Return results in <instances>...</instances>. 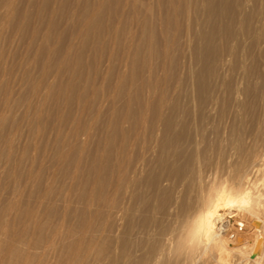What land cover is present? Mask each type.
I'll return each mask as SVG.
<instances>
[{
  "label": "rangeland",
  "instance_id": "rangeland-1",
  "mask_svg": "<svg viewBox=\"0 0 264 264\" xmlns=\"http://www.w3.org/2000/svg\"><path fill=\"white\" fill-rule=\"evenodd\" d=\"M130 2H104L97 22L87 27L86 17L97 9L94 0H0V258L5 264H116L117 256L127 255L134 242L144 239L140 222L145 193L151 197L147 215L155 220L154 232L173 222L174 216L160 206L180 200L185 192L192 196L199 176L191 180L188 171L184 181L175 185L170 179L166 190L158 193L141 183L138 194L135 191L138 199L131 182L134 160L149 166L158 163L168 118L176 137L167 145L170 156L178 151L181 160L190 159L204 177L213 170L222 174L240 149L261 144L264 0H227L223 10L212 15L208 0H176L174 9L168 0H138L139 8L147 2L153 8L147 13L153 24L144 35ZM134 127L143 137L135 150ZM135 205L139 211H134ZM252 233L253 229L246 232L244 247L252 242ZM259 236L264 244V229ZM21 245L29 255L14 248Z\"/></svg>",
  "mask_w": 264,
  "mask_h": 264
},
{
  "label": "bare ground",
  "instance_id": "bare-ground-1",
  "mask_svg": "<svg viewBox=\"0 0 264 264\" xmlns=\"http://www.w3.org/2000/svg\"><path fill=\"white\" fill-rule=\"evenodd\" d=\"M89 1V0H88ZM98 5L97 9L94 10L93 16L86 17L85 19V25L87 27L92 26L97 22L96 16L99 15L101 8H103V4L106 1L110 0H94ZM131 1V11H133L137 17V19L141 22V26L143 27V31L141 32V35H144L145 29L147 26L152 27L153 20L151 17H148L147 13H151L153 10L152 5H150L148 2L145 3L141 8L137 6L138 0H129ZM176 0H168L169 7L171 6L174 9V2ZM227 0H208L207 5V11L210 15L213 13H218L223 10V7L225 5V2ZM141 2V1H140ZM152 2V0H151ZM242 2V1H241ZM88 5V3H86ZM85 5V6H86ZM206 5V4H205ZM238 6V5H237ZM259 6V5H258ZM262 6V5H261ZM77 7V6H76ZM243 7V6H242ZM79 8V7H77ZM157 8V7H156ZM160 8V7H159ZM166 8V7H165ZM252 8V7H251ZM129 9V8H128ZM206 9V8H204ZM240 9V8H239ZM62 10V9H61ZM199 10V9H198ZM202 10V9H201ZM262 10V9H260ZM83 11V10H82ZM88 11V10H87ZM193 11V10H192ZM26 12V11H25ZM86 12V11H84ZM121 12V11H120ZM123 12V11H122ZM242 12V11H241ZM246 12V11H245ZM253 12V11H252ZM252 12L250 14H252ZM149 13V14H150ZM83 14V13H82ZM120 14V13H119ZM171 15V14H170ZM79 16V15H78ZM77 16V17H78ZM126 16V15H125ZM156 16V15H155ZM154 16V17H155ZM190 16V15H189ZM252 16V15H251ZM258 16V15H257ZM45 17V16H44ZM157 17V16H156ZM164 17V16H163ZM232 17V16H231ZM81 18V17H80ZM190 18V17H189ZM258 18V17H257ZM84 18H81V20ZM162 19V18H160ZM156 20V18H155ZM243 20V19H242ZM251 20V19H250ZM252 21V20H251ZM123 22V21H122ZM158 22V20H157ZM164 22V20H163ZM238 22V20H237ZM242 22V21H241ZM263 22V21H262ZM84 23V22H83ZM138 23V21L136 22ZM188 23V22H187ZM207 23V22H206ZM213 23V21H212ZM81 24V23H80ZM162 24V23H161ZM244 25V24H243ZM204 26V25H203ZM236 26V25H235ZM83 27V26H82ZM96 27V26H95ZM109 27V26H108ZM214 27L217 28V25L215 23ZM249 27V26H248ZM65 28V27H64ZM92 28V27H91ZM243 28V27H242ZM99 29V28H98ZM117 32H118V28ZM64 30V29H63ZM89 30V28H88ZM87 30V31H88ZM95 30V29H93ZM162 30V29H161ZM256 30V29H255ZM86 31V32H87ZM111 31L114 32V29ZM122 31V30H121ZM154 31V30H153ZM258 31V30H257ZM207 32V31H206ZM88 33V32H87ZM86 33V34H87ZM222 33V32H221ZM256 33V32H255ZM94 34V33H93ZM99 34V33H98ZM103 34V33H102ZM108 34V33H107ZM139 34V33H138ZM212 34V33H210ZM253 34V33H252ZM117 35V34H115ZM135 35V34H134ZM202 35V34H201ZM217 35V34H215ZM257 36V34H255ZM35 36V35H34ZM220 36V35H219ZM230 36V35H229ZM131 38V35L129 36ZM144 37V36H143ZM167 37V36H166ZM178 37V36H177ZM211 38V36H210ZM214 38V36H213ZM212 38V39H213ZM228 38V37H227ZM262 38V37H261ZM120 39V37H119ZM128 39V38H127ZM126 39V40H127ZM133 39V38H132ZM144 39V38H143ZM258 39V38H257ZM140 40V39H139ZM181 40V39H180ZM261 40V39H260ZM125 41V40H124ZM134 43L136 40H132ZM185 41V40H184ZM127 42V41H126ZM125 42V43H126ZM143 42V41H142ZM148 42V41H147ZM180 42V41H179ZM46 43V42H45ZM106 43V42H105ZM175 43V42H174ZM128 44V43H126ZM212 44V43H211ZM130 45V44H129ZM140 46V45H139ZM126 47V45H125ZM131 48V46H129ZM178 47V46H177ZM127 48V47H126ZM129 48V49H130ZM148 48V47H147ZM256 48V47H255ZM55 49V48H54ZM228 49V48H227ZM137 50V49H136ZM249 50V49H248ZM225 51V50H224ZM127 52V50H126ZM236 52V51H235ZM244 52V50H243ZM242 52V53H243ZM125 53V52H124ZM129 53V52H128ZM149 53V52H148ZM249 53V52H248ZM137 54V53H136ZM253 54V53H252ZM127 55V54H126ZM238 55V54H237ZM258 55V54H257ZM129 57V54L127 55ZM138 56V54H137ZM240 56V55H238ZM218 57V56H217ZM244 57V56H243ZM241 58V56H240ZM231 59V58H230ZM235 59V58H234ZM244 59V58H243ZM253 59V58H252ZM135 60V59H134ZM175 60V59H174ZM137 61V60H136ZM229 61V60H228ZM115 62V61H114ZM22 63V62H21ZM116 63V62H115ZM134 64V63H133ZM22 66V65H21ZM100 66V65H99ZM114 64L112 65V67ZM180 66V65H179ZM218 66V65H216ZM220 66V65H219ZM218 66V67H219ZM23 67V66H22ZM124 67V64H123ZM214 67V66H213ZM217 67V68H218ZM144 68V66L142 67ZM113 69V68H112ZM122 69V68H121ZM209 70V69H208ZM217 70V69H216ZM146 71V69H145ZM218 71V70H217ZM254 71V70H253ZM98 72V71H97ZM152 72V71H151ZM232 72V71H231ZM149 73V72H148ZM179 73V72H178ZM209 73V72H207ZM224 73V72H223ZM233 73V72H232ZM109 74V73H108ZM122 74V73H120ZM146 74V73H145ZM144 75V74H143ZM125 76V75H124ZM135 76V75H134ZM165 76V75H164ZM167 76V75H166ZM173 76V75H172ZM253 76V75H252ZM21 77V76H20ZM126 77V76H125ZM137 77V76H136ZM144 77V76H143ZM209 77V76H208ZM90 78V77H89ZM121 78V77H120ZM123 78V77H122ZM135 78V77H134ZM153 78V77H152ZM204 78V77H203ZM114 79V78H113ZM138 80V79H136ZM146 81V79H144ZM242 80V79H241ZM78 81V80H77ZM120 81V80H118ZM135 81V79H134ZM203 81V80H202ZM124 82V81H123ZM133 82V80H132ZM70 83V82H69ZM68 83V84H69ZM121 83V82H120ZM166 83V82H165ZM121 84V85H125ZM146 84V83H145ZM144 84V85H145ZM202 84V83H201ZM28 85V84H27ZM76 85V84H75ZM117 85V84H116ZM132 85V83H131ZM179 85V84H178ZM204 85V84H203ZM250 85V84H248ZM165 86V85H164ZM169 86V85H168ZM114 87V86H113ZM126 88V85L124 86ZM163 87V86H162ZM214 87V86H213ZM250 87V86H249ZM71 89V88H70ZM103 89V88H102ZM119 89V88H118ZM156 89V88H155ZM172 89V88H171ZM179 89V88H178ZM118 91V90H117ZM162 91V90H161ZM168 91V90H167ZM166 91V92H167ZM172 91V90H171ZM176 91V89H175ZM224 91V90H223ZM238 91V90H237ZM109 92V91H108ZM122 92V90H121ZM135 92V91H134ZM179 92V91H178ZM189 92V91H188ZM244 92V91H243ZM248 92V91H246ZM120 93V92H117ZM169 93V92H167ZM186 93V92H185ZM224 93V92H223ZM189 94V93H188ZM168 95V94H166ZM171 95V93H170ZM192 95V94H191ZM190 95V96H191ZM246 95V94H245ZM249 94H247L248 96ZM139 96V95H138ZM159 96V95H158ZM121 98V97H120ZM129 98V97H128ZM150 98V97H149ZM169 98V97H167ZM131 99V98H130ZM133 99V98H132ZM152 99V98H151ZM102 100V99H101ZM106 100V99H105ZM120 100V99H119ZM168 100V99H167ZM262 100V99H261ZM147 101V100H146ZM238 101V100H237ZM254 101V99H253ZM100 102V101H99ZM98 102V103H99ZM250 102V100H249ZM248 102V103H249ZM115 103H117V100H115ZM138 103V101H137ZM254 103V102H252ZM93 104V103H92ZM104 104V103H103ZM102 104V105H103ZM128 104V103H127ZM130 104V103H129ZM139 104V103H138ZM183 104V103H182ZM142 105V104H139ZM148 105V104H147ZM239 105V104H238ZM242 105V104H241ZM249 105V104H248ZM115 106V105H114ZM244 106V105H243ZM256 106V105H254ZM117 107V106H116ZM135 107V106H134ZM215 107V106H214ZM232 107V106H231ZM230 107V108H231ZM239 107V106H238ZM247 107V104L246 106ZM264 107V106H263ZM139 108V107H138ZM141 108V106H140ZM156 108V107H155ZM212 108V106H211ZM248 108V107H247ZM246 108V109H247ZM250 108V107H249ZM115 109V108H114ZM113 109V110H114ZM121 109H123L121 107ZM129 109V108H128ZM245 109V108H244ZM253 109V108H252ZM256 109V107H255ZM254 109V110H255ZM112 110V112H113ZM156 110V109H155ZM172 110V109H171ZM178 110V109H177ZM240 111L242 109H239ZM251 110V108H250ZM117 111V110H116ZM141 111V110H140ZM244 111V110H243ZM164 112V111H163ZM229 112V111H228ZM262 113V111H261ZM128 114V113H127ZM146 114V113H145ZM164 114V113H163ZM170 114V113H169ZM194 114V113H193ZM208 114V113H207ZM224 114V113H223ZM263 115V114H262ZM128 116V115H126ZM133 116V115H132ZM160 116V115H159ZM179 116V115H178ZM220 116V115H219ZM218 116V117H219ZM223 116V115H222ZM252 116V115H251ZM91 117V116H89ZM194 117V116H193ZM224 117V116H223ZM241 117V116H240ZM257 117V116H256ZM129 118V117H128ZM127 118V120H128ZM212 118V117H211ZM264 118V116H263ZM262 118V119H263ZM151 119V118H150ZM167 119V118H166ZM204 118H202L203 120ZM240 119V118H239ZM252 118H250L251 120ZM257 119V118H255ZM261 119V117H260ZM126 120V119H125ZM142 120V119H141ZM226 120V119H225ZM244 122V119H242ZM111 121V120H110ZM144 121V120H143ZM157 121V120H155ZM184 121V120H183ZM239 121V120H238ZM116 122V121H115ZM114 122V123H115ZM185 122V121H184ZM183 122V123H184ZM210 122V121H209ZM252 122V121H251ZM256 122V121H255ZM119 123V122H118ZM141 123V122H140ZM202 123V122H201ZM242 123V122H241ZM260 123V122H259ZM123 124V123H122ZM173 123L171 122V118L167 119L166 126L163 130V136L161 139V155L158 158V163L154 166H149L148 163L145 165L142 162V160H134L133 167V178H132V193L135 194V199H138V195H136L137 190H139V186L144 184L146 187L154 188L157 193L160 191L166 190L165 185L167 182L170 181V179L174 180V184L182 182V180L186 177V174L188 171L192 172V174L188 175L192 177L191 180H193V176L197 175L199 176L200 182L198 185H196V188H194L196 191L192 196L186 195V192L184 195L182 194L180 200H175L173 202L168 203L165 201L163 203V206L161 205L162 202L165 200H161V204H159L160 207L163 209H167L168 215L174 216V221L171 223H168V225L162 226L159 225V230L155 233L154 228V222L155 220L152 218H149L147 213L151 209V197L148 196V193L143 194V198L145 201L143 206V218L140 222L141 227L143 228V235L144 237L143 241L140 243L131 244V251H127V255L120 254L117 258L116 264H264V244L263 241L260 240V232L262 229H264V131L262 135L260 136L261 144L252 145L251 147L242 148L240 149V152H238V156L232 163H230L226 169V171L222 172V174H218V171L213 170V174H208L205 177L200 174L202 171L198 167L197 169L194 168L193 165H190V159H186L183 161L181 160V154L177 151L172 156H170L169 150L167 148V145H171L175 142L176 137L173 132ZM209 124V123H208ZM231 124V122H230ZM239 124V123H238ZM257 124V122H256ZM244 125V124H243ZM35 126V125H34ZM183 126V125H182ZM226 126V125H225ZM141 127V126H139ZM147 127V126H146ZM190 127V126H189ZM237 127V126H236ZM260 128V126H257ZM264 127V126H263ZM155 128V127H154ZM226 128V127H225ZM250 128V127H249ZM126 129V128H125ZM153 129V128H152ZM179 129V128H178ZM177 129V130H178ZM227 129V128H226ZM243 129V128H242ZM113 130V129H112ZM118 130V129H117ZM116 130V131H117ZM121 130V129H120ZM127 130V129H126ZM132 148L133 150L136 149L139 143V137L140 136V130H138V127H134L132 129ZM155 130V129H154ZM162 130V129H161ZM176 130V131H177ZM264 130V129H263ZM114 131V130H113ZM156 131V130H155ZM188 131V130H187ZM243 131V130H242ZM245 131V128H244ZM249 131V130H248ZM256 131H259L258 129ZM62 132V131H61ZM86 132V131H85ZM122 132V131H121ZM131 132L129 134H131ZM152 132V130H151ZM160 132V130H159ZM162 132V131H161ZM84 133V132H83ZM87 133V132H86ZM115 133V132H113ZM144 133V132H142ZM155 133V132H154ZM195 133V132H194ZM248 133V132H246ZM250 133V132H249ZM121 134V133H120ZM127 134V133H126ZM125 134V135H126ZM158 134V133H157ZM237 134V132H236ZM258 134V132H257ZM78 135V134H77ZM101 135V134H100ZM152 136V134L150 133ZM218 135V134H217ZM235 135V134H234ZM83 136V135H82ZM130 136V135H129ZM150 136V138H151ZM178 136V135H177ZM253 137V135H251ZM91 137V136H90ZM89 137V138H90ZM125 137V136H124ZM123 137V138H124ZM153 137V136H152ZM156 136L155 138H157ZM224 137V136H223ZM244 137V136H243ZM249 137V136H248ZM101 138V137H100ZM131 138V139H132ZM147 138V136H146ZM159 138V137H158ZM228 138V137H227ZM236 138V137H235ZM256 138V137H254ZM253 138V139H254ZM99 139V138H98ZM109 141H112V137L108 138ZM152 139V138H151ZM222 139V138H220ZM219 139V140H220ZM81 140V139H80ZM89 140V139H88ZM100 140V139H99ZM115 141V139H113ZM143 140V137H142ZM141 140V141H142ZM159 140V139H157ZM212 140V139H211ZM126 141V140H125ZM145 141V139H144ZM251 141V138H250ZM255 141V140H253ZM98 141L97 143H99ZM223 142V141H222ZM226 142V141H225ZM232 142V141H231ZM239 142V141H238ZM256 142V141H255ZM258 142V143H259ZM185 143V142H184ZM247 143V142H246ZM252 143V142H250ZM30 144V143H29ZM80 144V143H79ZM112 144V143H111ZM115 144V143H114ZM147 144V143H146ZM144 143V145H146ZM222 144V143H221ZM232 144V143H231ZM109 145V144H108ZM113 145V144H112ZM124 145V144H123ZM141 145V146H144ZM175 145V144H174ZM250 145V144H249ZM101 146V145H100ZM120 146V145H119ZM232 146V145H231ZM236 146V145H235ZM238 147L240 145H237ZM27 147V146H26ZM106 147V145H104ZM130 147V146H129ZM151 147V146H149ZM176 147V146H175ZM212 147V146H211ZM225 147V146H223ZM241 147V146H240ZM108 148V147H107ZM113 148V147H112ZM110 147V149H112ZM125 148V147H124ZM122 148L121 150L123 151ZM144 148V147H143ZM208 148V147H207ZM221 148V145H220ZM103 149V148H102ZM105 149V148H104ZM103 149V150H104ZM127 149V148H126ZM145 149V148H144ZM143 149V150H144ZM223 149V148H222ZM221 149V150H222ZM237 149V148H234ZM120 150V151H121ZM158 150V149H156ZM105 151V150H104ZM119 151V152H120ZM138 151V150H137ZM141 151V150H139ZM173 151V150H172ZM171 151V152H172ZM103 152V151H102ZM127 152V151H126ZM156 152V151H155ZM129 153V152H128ZM135 153V152H134ZM139 153V152H138ZM143 153V152H142ZM116 154V153H115ZM130 154V153H129ZM211 154V153H210ZM229 154V153H228ZM104 156V155H102ZM126 156V155H125ZM130 156V155H129ZM152 158L153 155L151 154ZM219 156V155H218ZM155 157V156H154ZM172 157V158H171ZM193 157V156H192ZM220 157V156H219ZM228 157V156H227ZM234 157V156H233ZM119 158V157H118ZM122 158V156H121ZM87 159V158H86ZM103 159V157H102ZM154 159V158H153ZM223 159V158H222ZM117 160V159H116ZM127 160V159H126ZM150 160V159H149ZM147 159V161H149ZM194 160V159H193ZM111 161V160H110ZM90 162V161H89ZM96 162V161H95ZM107 162V161H106ZM124 162V161H123ZM131 162V161H130ZM145 162V161H144ZM219 162V161H218ZM54 163V162H53ZM98 163V162H97ZM116 164V162H114ZM132 164V163H130ZM151 164V163H150ZM211 164V163H210ZM92 165V164H91ZM106 165V164H103ZM102 165V166H103ZM114 165V164H113ZM117 165L123 166V164H120V160H118ZM126 165V164H125ZM98 166V165H97ZM121 166V167H122ZM128 166V165H126ZM58 167V166H57ZM212 167V166H211ZM218 167V166H217ZM226 167V165H225ZM96 170V167H94ZM108 168V167H107ZM106 168V169H107ZM111 168V166H110ZM120 168V167H119ZM93 169V168H92ZM103 169V168H102ZM105 169V168H104ZM115 169V168H112ZM190 169V170H189ZM53 170V169H52ZM94 170V171H95ZM122 170V169H119ZM5 171V170H4ZM110 171V170H109ZM108 171V172H109ZM117 171V170H116ZM123 171V170H122ZM220 171V170H219ZM89 173V172H88ZM102 173V171H101ZM110 173V172H109ZM107 173V174H109ZM124 173V172H123ZM126 173V171H125ZM128 173V171H127ZM129 173V174H132ZM78 174V173H77ZM90 174V173H89ZM105 174V173H104ZM122 174V173H121ZM141 174H143L144 177H141ZM114 175V174H113ZM117 175V174H116ZM124 175V174H123ZM126 175V174H125ZM128 175V174H127ZM88 176V175H87ZM100 176V174H99ZM106 177V176H105ZM120 179V175L118 176ZM126 177V176H125ZM128 177V176H127ZM97 178V177H96ZM110 179V177H107ZM113 178V177H112ZM129 179L131 177H128ZM126 179V178H125ZM124 179V180H125ZM198 179L197 177L195 180ZM88 180V179H87ZM118 180V179H117ZM121 180V179H120ZM123 180V179H122ZM128 180V179H127ZM115 181V180H114ZM184 181V180H183ZM88 182V181H87ZM85 181V183H87ZM105 180V184H106ZM125 182V181H124ZM127 182V181H126ZM193 182V181H192ZM75 183V182H74ZM100 183V182H99ZM121 183V182H120ZM194 183V182H193ZM191 183V184H193ZM26 184V183H25ZM47 184V183H46ZM97 184V183H96ZM119 184V183H118ZM121 183L120 185H122ZM130 184V183H129ZM165 184V185H164ZM98 185V184H97ZM110 185V184H109ZM125 185V184H124ZM173 186V184H171ZM120 186V187H121ZM193 186V185H192ZM91 187V186H90ZM117 187H119L117 185ZM142 187V186H141ZM191 187V186H188ZM115 188V187H114ZM144 188V187H143ZM173 189V188H172ZM183 189V188H182ZM193 188H191L192 191ZM119 190V189H116ZM176 190V189H175ZM179 190V189H178ZM177 190V191H178ZM190 190V189H189ZM130 191V190H128ZM170 191V190H169ZM82 192V191H81ZM103 192V191H102ZM145 192V191H144ZM61 193V192H60ZM191 193V192H190ZM133 194V195H134ZM138 194V191H137ZM151 194V193H150ZM168 194V193H167ZM175 194V192H174ZM113 195V194H112ZM122 195V194H121ZM158 195V194H157ZM131 196V195H130ZM169 196V195H168ZM167 196V197H168ZM176 196V195H175ZM104 197V196H103ZM154 197V196H153ZM172 197V196H171ZM134 198V197H133ZM162 198V197H160ZM120 199V198H119ZM131 199V198H130ZM154 199V198H153ZM129 200V199H128ZM158 200V199H157ZM160 200V199H159ZM167 200V199H166ZM10 201V200H9ZM105 201V200H104ZM107 201V200H106ZM134 202L136 200H133ZM142 201V200H141ZM44 202V201H43ZM160 202V201H159ZM130 203V202H129ZM156 203H158L156 201ZM155 205H158L156 204ZM168 203V204H167ZM110 204V203H109ZM134 204V203H133ZM131 204V205H133ZM30 205V204H29ZM111 205V204H110ZM114 206V205H113ZM138 205H135L133 209L134 211H139ZM166 206V207H165ZM24 207V206H23ZM125 207V206H124ZM128 207V206H127ZM122 208V207H121ZM120 208V209H121ZM131 208V207H130ZM158 206H156L155 209H157ZM53 209V208H52ZM103 209V208H102ZM127 209V208H126ZM90 210V209H89ZM141 210V209H140ZM119 213V212H118ZM140 213V212H139ZM123 214V213H122ZM134 214V212H133ZM136 214V213H135ZM155 214V213H154ZM163 214V213H162ZM99 215V214H97ZM124 215V214H123ZM126 215V213H125ZM129 215V214H127ZM156 215V214H155ZM87 216V215H86ZM135 216V215H134ZM132 216V217H134ZM32 217V216H31ZM88 217V216H87ZM116 217V216H115ZM123 217V216H121ZM131 217V218H132ZM156 217V216H155ZM125 218V217H124ZM136 218V216H135ZM133 218V219H135ZM139 219V217H137ZM228 218L233 219V223L230 222ZM115 219V218H114ZM156 219V218H155ZM163 219V218H162ZM162 219L160 222H162ZM173 219V218H172ZM93 220V219H92ZM105 220V219H104ZM118 220V219H117ZM125 220V219H123ZM157 220V219H156ZM5 221V220H4ZM122 221V220H121ZM134 221V220H133ZM136 221V219H135ZM159 221V220H158ZM170 221V220H168ZM167 221V222H168ZM123 222V221H122ZM65 223V222H64ZM63 223V224H64ZM104 223V222H102ZM113 223V222H112ZM137 222H135L136 224ZM156 223H158L156 221ZM99 224V223H98ZM123 224V223H122ZM133 224V223H132ZM55 225V224H54ZM60 225V224H59ZM101 225V224H99ZM108 225V224H107ZM113 225V224H112ZM56 226V225H55ZM74 226V225H73ZM1 227V226H0ZM82 227V226H81ZM115 227V226H114ZM134 229L136 225L132 226ZM53 228V227H52ZM51 228V229H52ZM63 228V227H62ZM99 228V227H97ZM133 228H131L133 230ZM139 228V230H140ZM122 229V228H121ZM124 229V228H123ZM249 229H253L252 235H254L252 242L246 244H250L248 247H244V238H248L249 235L246 234V232ZM78 230V229H77ZM110 230V229H109ZM138 230V231H139ZM2 231V230H1ZM4 231V230H3ZM75 231V230H74ZM79 231V230H78ZM84 231V230H83ZM96 231V230H95ZM94 231V232H95ZM98 231V229H97ZM103 231V230H102ZM105 231V230H104ZM137 231V232H138ZM252 231V230H251ZM250 231V232H251ZM58 232V231H57ZM86 232V231H85ZM120 232V231H119ZM118 232V233H119ZM53 233V232H52ZM74 233V232H73ZM77 233V232H76ZM103 233V232H102ZM132 233V232H131ZM5 234V233H4ZM51 234V231H50ZM64 234V233H63ZM94 234V233H93ZM97 234V233H96ZM105 234V233H104ZM115 234V233H114ZM138 234V235H140ZM250 234V233H249ZM20 235V234H19ZM61 235V234H60ZM135 235V234H134ZM7 236V235H5ZM55 236V235H54ZM53 236V237H54ZM93 236V235H92ZM118 236V235H117ZM137 236V235H136ZM68 237V236H67ZM99 237V236H98ZM109 237V236H108ZM133 237V236H130ZM122 238V236H121ZM124 238V237H123ZM142 238V237H141ZM23 239V238H22ZM94 239V238H93ZM106 239V238H105ZM4 240V238H3ZM2 240V241H3ZM47 240V239H46ZM85 240V239H84ZM248 240V239H247ZM21 241V240H20ZM92 241V239H91ZM111 241V240H110ZM128 241V240H127ZM137 241V240H136ZM11 242V241H10ZM49 242V241H47ZM46 242V243H47ZM80 242V241H79ZM84 242V241H83ZM93 242V241H92ZM101 242V241H100ZM117 242V241H116ZM120 242V241H119ZM4 242H2L3 244ZM12 243V242H11ZM9 243V244H11ZM28 243V242H27ZM38 243V242H37ZM81 243V242H80ZM121 243V242H120ZM132 243V242H131ZM19 244V243H18ZM85 244V243H84ZM90 244V243H89ZM130 244V243H129ZM20 245V244H19ZM23 245V244H22ZM21 245V246H22ZM28 245V244H26ZM50 245H52L50 243ZM49 245V246H50ZM96 245V244H95ZM94 245V246H95ZM102 245V244H100ZM16 246V245H15ZM47 246V245H46ZM55 246V245H54ZM104 246V245H103ZM12 247V246H11ZM20 247V246H19ZM15 249H23V246L20 248ZM25 247V245H24ZM28 247V246H27ZM45 247V246H44ZM43 247V248H44ZM53 247V246H52ZM89 247V245H87ZM86 247V248H87ZM91 247V246H90ZM97 247V246H96ZM108 247V246H107ZM3 248V246H2ZM9 248V247H8ZM30 248V247H29ZM40 248V247H39ZM48 248V247H47ZM85 248V247H84ZM124 248V247H123ZM11 249V248H10ZM14 249V250H15ZM49 249V248H48ZM47 249V250H48ZM73 249V248H72ZM125 249V248H124ZM1 250V249H0ZM12 250V249H11ZM25 248L23 249L24 253ZM34 250H36L34 248ZM71 250V249H70ZM88 250V249H87ZM100 250V249H99ZM106 250V249H105ZM122 250V248H121ZM129 250V248L127 249ZM3 251V250H2ZM20 251V250H19ZM26 251V250H25ZM29 250L27 249V254ZM42 251H45L43 249ZM124 251V250H122ZM10 252V251H9ZM18 252V253H21ZM34 252V251H33ZM17 254L18 256L23 255ZM68 253V252H67ZM115 253V252H114ZM125 253V252H124ZM6 254V253H5ZM16 254L12 255L15 256ZM33 254V253H31ZM118 254V253H117ZM26 255V253H25ZM29 255V254H28ZM26 255V258L27 256ZM95 255V254H94ZM114 255V256H115ZM11 256V254H10ZM11 256V257H12ZM17 256V257H18ZM31 256V255H30ZM36 256V255H34ZM45 258L46 256L43 255ZM76 256V255H75ZM88 256V255H87ZM98 256V255H97ZM108 256V255H106ZM1 257V254H0ZM23 257V256H22ZM25 257V256H24ZM48 257V255H47ZM60 257V256H59ZM79 257V254H78ZM110 257V256H108ZM30 258V257H29ZM33 258V257H31ZM49 258V257H48ZM85 258V257H84ZM87 258V257H86ZM107 258V257H106ZM9 259V258H8ZM14 259V257H13ZM21 259V258H20ZM35 259V258H33ZM66 259V258H65ZM77 259V258H76ZM15 260V259H14ZM18 260V259H17ZM30 260V259H29ZM32 260V259H31ZM30 260V261H31ZM42 260V259H41ZM49 259H46V261ZM80 260V259H78ZM115 260V259H114ZM11 260H9L10 262ZM21 261V260H19ZM25 261V260H24ZM33 261V260H32ZM37 261V260H35ZM45 261V260H42ZM72 261V260H71ZM75 261V259H74ZM113 261V260H112ZM111 261V262H112ZM8 262V261H7ZM8 262V263H9ZM15 262V261H14ZM18 262V261H17ZM15 262V263H17ZM49 262V261H48ZM47 262V263H48ZM86 262V261H85ZM110 262V263H111ZM24 263V262H23ZM31 263V262H28ZM36 262L35 264H37ZM73 263V262H72ZM88 263V262H87ZM115 263V262H114ZM0 264H5L4 261L0 258ZM10 264V263H9ZM39 264V263H38ZM41 264V263H40ZM50 264V263H49ZM56 264V263H55ZM63 264V263H62ZM76 264V263H75ZM97 264V263H96ZM109 264V263H108Z\"/></svg>",
  "mask_w": 264,
  "mask_h": 264
}]
</instances>
